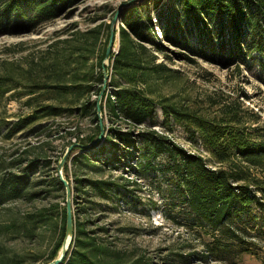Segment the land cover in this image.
<instances>
[{
	"label": "trees",
	"instance_id": "1",
	"mask_svg": "<svg viewBox=\"0 0 264 264\" xmlns=\"http://www.w3.org/2000/svg\"><path fill=\"white\" fill-rule=\"evenodd\" d=\"M78 1L0 0V35L32 32L39 24L57 17ZM173 4L174 7L168 8L167 16L163 17L158 25L160 29L158 37L148 15L141 17L138 8L131 6L120 14L121 25L118 27L117 37L114 38L118 40V48L115 53H111L109 65L111 70L108 77L113 89L110 92L105 91L100 102L103 118L105 117L110 124L105 125V135L99 143L88 148L72 150L64 163V176L69 181L67 173L70 163L80 170L87 169L98 175L103 174L105 166H108L109 170H120V174H135L138 179L147 174L161 173L167 183L165 189L158 187L157 190L161 194L164 192L165 200H169L164 205L168 207V211L163 213L164 217L174 218L171 212L178 208L177 214L182 220L177 221L178 224H183L198 235L197 238L203 246L204 255L199 257L200 259L209 258L213 261L237 264L244 252L253 250L254 243L248 242L245 237H249L250 234H254L250 236L256 238H260L259 235L264 237V184L254 179L252 185L255 186V190L251 189L250 184L246 182L247 172L240 166L241 163L252 168L264 169V125H260L258 119L245 122L241 112L235 111L234 106L230 104L226 105L230 112L227 119H204L183 111L176 105L164 103L167 102L166 99H153L137 85L145 86L150 79L154 77L160 79L165 73L164 65L155 63L154 57L152 60L146 58L144 43L153 44L158 51L164 48V43L182 50L198 48L196 52L202 55L206 52L204 48H208L211 54L221 52V55L225 56L223 58L226 64L234 63L237 68L241 62H236L235 56L230 55L235 46L236 48L238 46L237 52L245 51L248 55L254 51L262 52L260 42H255L252 46L247 44L246 48L239 46L245 43V33L252 34L254 29L259 30L258 33L264 32V0H173ZM190 25L195 29L197 36L193 43L187 34ZM108 28L109 25H106L105 45L108 40ZM214 30L216 39L213 35ZM100 31H93L95 35L93 33L91 38L97 39ZM194 44H197V47ZM174 55L191 61L182 53ZM103 57L104 49L98 56L99 68ZM102 78V72L99 71L95 78L99 86L95 89L88 86L86 89L92 90L97 96ZM121 81L125 83L124 86L121 85ZM69 86L61 84L47 86L46 88L50 90L46 91L47 95L43 100L60 98L63 93L72 90V94L77 96L78 89L83 88L76 84ZM3 93L4 91H1L0 95ZM95 102L96 98L92 101L87 99L79 107L74 108L63 107L59 102L57 104L60 105L39 104L30 115L12 123L6 137L9 138L19 129L40 119L60 117L67 113L91 117L94 122L91 133L83 135L77 132L74 135V142L86 144L98 133ZM156 108L161 109L165 124L171 119L180 124L188 135L195 137L194 139L198 138L220 166L209 167L200 155L186 151L153 130L135 133L129 128L145 123L154 126ZM117 120L125 121L127 128L122 129L114 125ZM248 122L249 126H246ZM25 164L19 172H8L0 179V205L22 198L34 200L53 191L60 193L59 196L64 203V189L56 176V167L52 168L54 174L48 175L47 179L37 181L32 179L37 176L35 174L39 170L38 166L40 170L47 169L51 161L35 158ZM83 176L74 175V183L70 184L75 233L72 248L64 264H125L122 263V256L119 253L99 242L95 236L88 235V231L76 217L79 212H86L87 203L77 205L76 200L80 194H85L87 197L93 196L117 205L127 200L126 193L136 184L123 176L117 178L110 176L109 179ZM154 208H157L155 204ZM53 216L57 219L55 224L57 239L43 263L54 257L62 241L64 204L55 203L47 209L38 211V218L34 220L37 223L48 224ZM252 231L254 233H250ZM188 257L180 256L181 260H187ZM0 264H8L1 253Z\"/></svg>",
	"mask_w": 264,
	"mask_h": 264
},
{
	"label": "rangeland",
	"instance_id": "2",
	"mask_svg": "<svg viewBox=\"0 0 264 264\" xmlns=\"http://www.w3.org/2000/svg\"><path fill=\"white\" fill-rule=\"evenodd\" d=\"M131 6L139 9L141 17L148 15L158 37V25L167 16L168 8H173L174 4L173 0H79L57 17L39 24L32 32L0 35V92L4 91L0 95V179L8 172H19L27 161L35 158L49 159L51 165L43 170L38 166L37 176L32 179H47L48 175L54 174L52 168L56 167L65 147L75 141V133H91L94 129L91 117L64 113L60 117L40 119L19 129L9 138L6 137L12 123L30 115L39 104L59 102L63 107L74 108L87 99L92 101L97 98L86 87L93 86L95 89L99 86L95 78L99 71L102 72L97 63L98 56L106 47V25H110L113 15L119 11L113 27L116 38L121 25L120 14ZM189 27L187 34L193 43L197 36L195 29ZM97 30H101L97 39L91 38L93 33L95 35L93 31ZM258 31L254 29L252 34L245 33V43L239 47L246 48L247 44L252 46L260 42L262 52L254 51L248 55L245 51L237 52L238 46L231 49L233 53L230 55L235 56L236 62H241L238 68L234 63L226 64L221 52L211 54L208 48H204L205 57L196 52L198 48L182 50L164 43V48L158 51L153 44L144 43L145 57L149 60L154 57L155 63L164 65L165 73L160 79H150L145 86H137L153 99H166L164 103L176 105L204 119H227L230 112L226 105L230 104L235 111L241 112L245 122L258 119V123L264 125V32ZM213 35L216 39V30ZM194 45L197 47V44ZM117 48L118 40L115 39L111 53H115ZM174 53H182L191 61L179 58ZM106 70L109 75V64ZM120 83L125 85L122 81ZM56 84L68 87L76 84L83 88L78 89L77 96L72 94V90L63 93L60 98L43 100L46 91L50 90L46 87ZM112 89L110 78L107 77L102 97L105 91L110 92ZM154 113V126L145 123L129 128L135 133L153 130L186 151L200 155L209 167L220 166L198 138L188 135L180 124L171 119L165 124L160 108H156ZM103 121L106 126L110 124L105 117ZM114 125L127 128L123 120L115 121ZM246 126H249V122ZM240 166L247 172L246 182L251 189L255 190L252 185L254 179L264 184V169L241 163ZM68 167L67 175L71 185L74 183V175H85L92 179L123 176L136 184L126 193L127 202L117 205L85 194H80L76 200L77 205L87 203L88 207L86 212L77 214V220L83 224L88 235L95 236L99 242L119 253L122 263L228 264L199 258L204 255L203 246L198 235L183 224H178L177 221H182L177 214L178 208L171 212L174 218L164 217L163 213L168 211L164 205L169 200H165L164 192L161 194L157 190L158 187L165 189L167 183L161 173L147 174L138 179L135 174H120V170H109L108 166L103 167L102 175L87 169L80 170L71 163ZM59 195L53 191L34 200L22 198L0 205V253L4 261L8 264H43L57 239V219L53 216L48 224L34 220L38 218V211L55 203L63 205ZM153 204L157 208L153 209ZM250 235L245 239L254 243L253 250L244 252L237 264H264V237L259 233L257 235L261 239ZM180 256L189 257L181 260Z\"/></svg>",
	"mask_w": 264,
	"mask_h": 264
},
{
	"label": "water",
	"instance_id": "3",
	"mask_svg": "<svg viewBox=\"0 0 264 264\" xmlns=\"http://www.w3.org/2000/svg\"><path fill=\"white\" fill-rule=\"evenodd\" d=\"M118 12L119 11H116L111 19V23L109 25L108 40H107L106 47L104 49V57L101 61L102 76H103L102 85L97 95L96 102H95L98 133L92 141L86 144H82L79 142H73L67 147H65V149L61 153V156L59 157L56 163V176L59 182L62 184L63 189H64V208H65L64 233H63L60 246L56 250L54 257L51 260L43 264H64V261L66 257L68 256L70 249L72 248V245H73L75 227H74V216H73V207H72V189H71L69 181L64 176L63 167H64V163L66 159L68 158L69 154L72 152L73 149L75 148L84 149V148L94 146L95 144L99 143L105 135V125L103 121L104 118H103V114L100 108V102H101L102 93L105 89V81L107 77L109 76L106 68L108 67V64L110 65V55L112 52V46H113V41H114V28L113 27H114L116 20L118 19ZM105 62H106V66H104Z\"/></svg>",
	"mask_w": 264,
	"mask_h": 264
}]
</instances>
